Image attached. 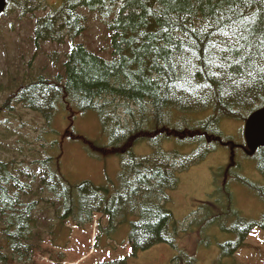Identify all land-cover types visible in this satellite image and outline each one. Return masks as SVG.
<instances>
[{
  "label": "trees",
  "instance_id": "trees-1",
  "mask_svg": "<svg viewBox=\"0 0 264 264\" xmlns=\"http://www.w3.org/2000/svg\"><path fill=\"white\" fill-rule=\"evenodd\" d=\"M48 8L43 0H8L0 17L16 14L34 21L30 42L35 56L44 54L46 45L70 44L62 63L54 52L53 65L35 74H10L9 84L0 82V117L24 110L51 127L59 118L72 124L94 112L108 141L83 143L103 157L119 156L122 168L114 185H73L56 160H45V144L33 162L26 161L21 148L19 157L0 156V264H34L48 237L67 243L65 223L82 229L96 215L109 221L108 240L129 228L133 249L130 257L103 264H130L159 245L174 250L170 264H198L199 245H212L195 232L201 209L182 225L168 205L169 193L181 173L219 148L238 149L224 137L222 120L245 123L264 108V0H62L37 16ZM84 10L105 24L110 59L101 49L77 42L90 30ZM13 135L9 130L4 139ZM68 135L83 139L72 131ZM143 144L150 153H136ZM167 144L175 150H167ZM243 152L264 176V148ZM232 160L222 184L231 183L235 156ZM235 180L264 204V186L240 175ZM232 214L230 207L201 216L205 226L199 225L198 232L216 223L212 239L234 234V240L220 244V258L213 264H235L252 230L264 232V213L250 219L235 210L236 220ZM186 238L184 247L180 241Z\"/></svg>",
  "mask_w": 264,
  "mask_h": 264
},
{
  "label": "rangeland",
  "instance_id": "rangeland-1",
  "mask_svg": "<svg viewBox=\"0 0 264 264\" xmlns=\"http://www.w3.org/2000/svg\"><path fill=\"white\" fill-rule=\"evenodd\" d=\"M48 3L49 8L44 12H37V16L47 13L52 7L57 6L62 0H43ZM83 13L89 19L90 30L77 42L85 43L89 48L101 49L102 55L110 59L108 33L105 24L96 14L88 11ZM34 29V21L30 18L19 19L16 14H9L0 21V82L9 84L7 79L10 74L24 76L28 72L36 73L42 67L53 65L50 55L56 52L59 56V63L65 59L70 44L46 45L44 54L35 56V51L30 42ZM89 38V39H88ZM92 42L91 45L87 43ZM87 47V48H88ZM111 48V47H110ZM91 50V49H90ZM32 68L28 65L31 62ZM7 82V83H6ZM78 116L76 121L70 124L62 118L57 119L53 125L48 126L46 120L36 114L18 110L16 115H5L0 117V156H18L20 148L24 149L23 154L26 161H36L43 153L42 145L46 148L44 154L58 162L57 168L66 180L73 185L84 181L93 182L99 187L114 185L122 168V161L119 156L103 157L85 145L83 140L106 144L107 139L101 135V122L97 114L90 112ZM243 122L222 120V131L224 137L230 138L234 145L244 143ZM9 130L14 134L8 140L4 134ZM68 131L82 136V140H70ZM45 138V139H44ZM9 148L10 153L3 152L2 148ZM36 146L35 152H29L27 148ZM167 150H175L172 144H167ZM151 148L147 144L138 147L136 153L148 154ZM233 156L236 164L231 169V183L222 184V177L227 174L228 166L233 164ZM44 160V161H45ZM255 161L244 157L243 151L236 148L221 147L212 153L199 165L179 175L178 186L170 191V201L174 219L179 223L189 225L193 213L201 209L195 224L196 235L208 239L212 244L199 245L198 264H213L221 254L220 244L226 243L228 234H219L215 239L211 238L213 229L218 228L216 223L208 224L206 230L198 232V226L203 224V215L206 213H222L225 209L233 207L240 210L243 215L250 219H257L264 213V204L248 188L239 185L235 176H243L254 183L264 185V178L255 165ZM51 166V164H50ZM52 167V166H51ZM251 169L252 171H250ZM257 170V171H256ZM259 172V173H258ZM186 219V220H185ZM190 219V220H189ZM196 221L194 218L192 221ZM208 220H210L208 218ZM107 218L97 215L92 224L78 228L73 222L65 223L69 228L70 235L67 243L61 238L48 237L42 246V251L36 254L34 264H103L123 260L131 256L133 249L126 241L128 229L115 236V240H108L105 237V229L108 227ZM203 226H205L203 224ZM202 229V228H201ZM222 233V232H221ZM126 235V236H124ZM200 236V237H199ZM125 237V238H124ZM125 239V240H124ZM186 238L183 246H187ZM98 241V242H97ZM97 242V243H96ZM175 256L174 250L166 245L155 246L149 251L142 252L137 259H131L130 264H170ZM235 264H264V232L254 229L246 239L245 246L235 254Z\"/></svg>",
  "mask_w": 264,
  "mask_h": 264
},
{
  "label": "water",
  "instance_id": "water-1",
  "mask_svg": "<svg viewBox=\"0 0 264 264\" xmlns=\"http://www.w3.org/2000/svg\"><path fill=\"white\" fill-rule=\"evenodd\" d=\"M7 0H0V15L4 13ZM247 149L255 153L264 148V108L254 112L246 121L244 131Z\"/></svg>",
  "mask_w": 264,
  "mask_h": 264
}]
</instances>
